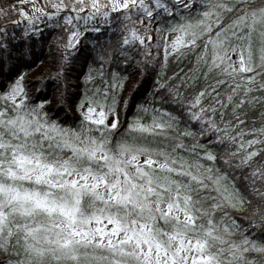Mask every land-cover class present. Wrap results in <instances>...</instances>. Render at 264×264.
Segmentation results:
<instances>
[{
  "label": "snow or ice",
  "instance_id": "1",
  "mask_svg": "<svg viewBox=\"0 0 264 264\" xmlns=\"http://www.w3.org/2000/svg\"><path fill=\"white\" fill-rule=\"evenodd\" d=\"M0 264H264V0L0 9Z\"/></svg>",
  "mask_w": 264,
  "mask_h": 264
},
{
  "label": "trees",
  "instance_id": "2",
  "mask_svg": "<svg viewBox=\"0 0 264 264\" xmlns=\"http://www.w3.org/2000/svg\"><path fill=\"white\" fill-rule=\"evenodd\" d=\"M14 3H15V0H0V9L9 10V6ZM40 59L45 60V61L49 59V57L47 56V48H45L44 53L40 55ZM55 71H56L55 65H53L52 63H45L43 66H41L38 60L37 63L33 65V68L31 69V74L47 75L49 73H54Z\"/></svg>",
  "mask_w": 264,
  "mask_h": 264
},
{
  "label": "rangeland",
  "instance_id": "3",
  "mask_svg": "<svg viewBox=\"0 0 264 264\" xmlns=\"http://www.w3.org/2000/svg\"><path fill=\"white\" fill-rule=\"evenodd\" d=\"M15 2H16V0H15Z\"/></svg>",
  "mask_w": 264,
  "mask_h": 264
}]
</instances>
